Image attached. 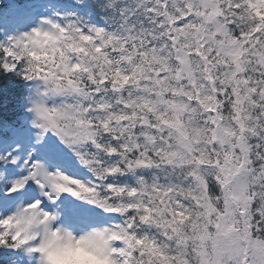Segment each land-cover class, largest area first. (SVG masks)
<instances>
[{"label":"snow or ice","instance_id":"obj_1","mask_svg":"<svg viewBox=\"0 0 264 264\" xmlns=\"http://www.w3.org/2000/svg\"><path fill=\"white\" fill-rule=\"evenodd\" d=\"M0 264H264V0H0Z\"/></svg>","mask_w":264,"mask_h":264}]
</instances>
